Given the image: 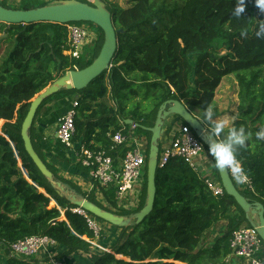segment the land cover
<instances>
[{
	"label": "trees",
	"instance_id": "1",
	"mask_svg": "<svg viewBox=\"0 0 264 264\" xmlns=\"http://www.w3.org/2000/svg\"><path fill=\"white\" fill-rule=\"evenodd\" d=\"M41 1L21 0L13 9L53 3ZM78 1L91 4L90 0ZM101 1L115 29L123 30L116 36L110 69L82 90L60 88L45 98L28 130L34 151L52 174L51 180L40 173L25 151L22 122L37 94L74 66L83 69L91 64L102 46L103 33L88 23V28L97 32V39L80 57L72 58L64 54L69 23L0 22V249L9 253L12 243L46 235L63 249L64 256L77 251L89 253L86 264H223L232 231L250 227V223L231 196L225 192L212 195L200 173L177 157L157 165L151 212L140 222L133 220L128 227L119 228L108 251L91 253V241L96 237L84 217L70 211L76 207L71 197L87 199L103 210L128 217L146 203V170L135 209L119 205L113 186L82 192L46 162L44 151L50 150L68 162L67 149L57 138L41 140L35 134V123L40 113L49 114L45 124L58 122L76 101L73 143L103 149L113 157L114 153L121 156L128 147L112 149L110 136L129 129L130 124L120 119H130L137 125L134 132L148 135L147 162L151 133L141 126L154 125L159 106L167 99H178L202 111L213 105L222 79L233 76L237 105L230 124L251 133L236 157L254 191L240 193L249 202L264 206V140L255 136L264 127V39L253 33L255 19H264V13L255 6V0H245L242 17L233 15L237 0H128L126 7ZM243 31L247 36L241 35ZM2 43L7 46L5 50ZM213 165L220 183L215 162ZM52 200L54 206L50 205ZM221 220L227 222L225 234L204 247V233ZM261 257L264 259V250ZM31 258L9 254L7 264H37Z\"/></svg>",
	"mask_w": 264,
	"mask_h": 264
},
{
	"label": "built area",
	"instance_id": "2",
	"mask_svg": "<svg viewBox=\"0 0 264 264\" xmlns=\"http://www.w3.org/2000/svg\"><path fill=\"white\" fill-rule=\"evenodd\" d=\"M90 36H92L91 31L80 22L69 23L68 42L64 54L72 58L80 57L82 49ZM75 69L77 68L74 66ZM76 104V101H73L71 109L59 120L56 138L67 150L74 153L75 160L90 177L92 183L89 191L96 187L113 186L115 188V199L119 205L123 208L135 209L138 206L137 203H139L136 188L140 186L144 169H146L145 152L140 148L137 138L133 134L136 125L131 124L125 132L119 130L110 136L112 149L119 146L128 147L120 162L115 163L113 157L103 149H92L82 144L75 145L73 143ZM204 149L202 142L190 127L181 124L173 138L163 147H160L157 165L162 166L170 158L177 157L183 159L196 170L195 161ZM237 161L241 166L240 161ZM228 174L236 188L238 186L244 192L254 191L253 183L245 173L242 182H238L231 172H228ZM203 178L207 189L212 195L218 197L224 194V190L218 181H213L209 176ZM70 211L83 216L88 227L93 230L95 237L98 238L102 228L97 219L80 207L70 208ZM54 245H56V242L46 235H33L12 243L9 246V253L16 257L31 258L41 251H47L49 247ZM229 249L231 256L233 255L246 264H264V259L261 257L264 250L262 240L252 227H240L233 230L229 238Z\"/></svg>",
	"mask_w": 264,
	"mask_h": 264
},
{
	"label": "water",
	"instance_id": "3",
	"mask_svg": "<svg viewBox=\"0 0 264 264\" xmlns=\"http://www.w3.org/2000/svg\"><path fill=\"white\" fill-rule=\"evenodd\" d=\"M0 22L8 24H29L39 22L67 24L86 22L96 25L103 33L102 46L97 57L91 62V64L83 69L67 71L63 76L56 79L47 88L37 94L31 101L27 114L22 122L20 135L24 149L40 173L47 179L51 180V172L34 151L28 135V130L33 123L36 111L45 98L57 92L60 88L82 90L103 72L108 71L117 47L116 36L118 33H122L123 30L115 29L111 14L105 8L104 3L101 0H92L91 4L78 0H60L56 3L26 10L6 8L0 5ZM190 114L193 115L180 100L167 99L159 106L154 125L152 127L141 126V128L151 133V137L146 162L147 199L145 205L139 211L132 213L128 217H124L103 210L84 198L71 197V202L76 207L82 208L94 217L118 228L128 227L133 220L136 223L140 222L151 212L153 207L155 196V172L159 151L158 140L163 121L170 115L178 116L190 127L196 137L208 147V141L204 136L203 125L190 118ZM125 123L135 124L134 121L130 119H125ZM217 170L220 178V185L224 192L228 196H231L244 211L246 218L250 223V227L256 231L264 245V206L259 202H249V200L236 188L228 172H222L219 169Z\"/></svg>",
	"mask_w": 264,
	"mask_h": 264
},
{
	"label": "crops",
	"instance_id": "4",
	"mask_svg": "<svg viewBox=\"0 0 264 264\" xmlns=\"http://www.w3.org/2000/svg\"><path fill=\"white\" fill-rule=\"evenodd\" d=\"M2 3L8 7L11 8H18L20 5L21 0H1ZM8 4V5H7ZM89 29V28H88ZM89 31H94V28H90ZM94 32L92 36L87 40L86 44L83 47V51L85 48H87L90 45H93L95 42V39L97 37V32ZM137 101V100H136ZM182 102V101H181ZM186 108L194 115L198 116L200 114L199 111H194L192 107H189L185 105ZM213 106V105H212ZM72 107V104L68 109L65 110L64 114L69 111ZM215 110L216 118L217 119H226L229 121V123L232 122L233 117L230 116L229 113H225L224 111ZM63 114V115H64ZM233 114V113H232ZM49 114L43 115L40 113L39 120L35 123V134L37 136H40L41 140L46 141H54L56 140V130L59 123V120L61 118H58V122H54L52 124H45L44 121L48 118ZM122 123H125V120L120 119ZM120 123V122H119ZM126 124V123H125ZM183 124V121L176 115H170L168 116L161 126L160 130V147H163L170 139L173 138L175 132L179 128V126ZM3 125V121L0 120V130ZM131 125V124H130ZM124 128V127H123ZM125 132V128H124ZM136 138L137 142L140 145V148L143 150L141 144H145L146 140L144 139V135L136 133V131L133 133ZM66 151V157L68 158V162L62 161L58 159L55 156V153L50 151H44L45 160L47 163L51 164L57 174L59 176H62L66 178L67 180L71 181L72 183H75L82 192H88L90 185L92 183L90 177L86 173V171L77 163L74 157V153L69 150ZM144 151V150H143ZM43 152V149H42ZM145 152V151H144ZM124 154V153H123ZM123 154L114 153L113 154V160L116 163H119L120 160L123 157ZM196 171L200 173L202 177L209 176L213 181L217 180L215 179V171H214V160L208 155V151L204 149V151L200 154V156L196 159ZM143 184V180L141 181V184L138 188H136V193L138 198H140L141 194V187ZM98 196V194H97ZM55 202L52 200L50 205L54 206ZM139 205V203H137ZM128 206L127 204H124ZM135 207V206H132ZM133 209V208H132ZM100 224V221H99ZM106 224V225H105ZM102 230H105L106 233H104V236L101 237V234L99 235V238H95L93 241H91V250L90 252H99V250L108 251L106 246H108L110 243H113L117 236L120 233V229L114 225L104 223V225H101ZM227 230V222L224 220L218 221L212 228L207 230L203 237H202V245L204 247L211 246L214 244V242L222 237ZM2 251V250H0ZM63 249L58 246L57 244L49 247L47 251H41L39 254L34 256V259L37 264H86L90 261V254L84 253V252H74L69 255H62ZM0 262L7 264L8 259L0 260ZM223 264H246L244 261L234 257L233 255H230V252L224 257Z\"/></svg>",
	"mask_w": 264,
	"mask_h": 264
},
{
	"label": "clouds",
	"instance_id": "5",
	"mask_svg": "<svg viewBox=\"0 0 264 264\" xmlns=\"http://www.w3.org/2000/svg\"><path fill=\"white\" fill-rule=\"evenodd\" d=\"M255 6L264 13V0H255ZM245 11V0H237L233 15L242 17ZM253 33L256 38L264 39V19H255ZM247 36V32H241ZM190 118L203 125L204 136L208 141V155L213 158L215 167L222 172H231L238 182L244 179L243 169L237 161V151L246 145L251 133L246 132L243 126L237 127L226 119H217L213 106L203 108L198 116L190 114ZM255 136L264 140V127H261Z\"/></svg>",
	"mask_w": 264,
	"mask_h": 264
},
{
	"label": "rangeland",
	"instance_id": "6",
	"mask_svg": "<svg viewBox=\"0 0 264 264\" xmlns=\"http://www.w3.org/2000/svg\"><path fill=\"white\" fill-rule=\"evenodd\" d=\"M42 1H44L45 3H51V2H53V3H56L54 0H42ZM41 1V3H44V2H42ZM108 2H109V5L110 6H115V7H126V6H128L129 5V2H128V0H107ZM57 2H59V1H57ZM0 3H2V1L0 0ZM5 4V3H4ZM8 5V4H7ZM8 6H10V5H8ZM81 24H83L84 26H86L87 28H88V26H89V24L88 23H86V22H80ZM95 30V29H94ZM93 32L94 31H92V34H93ZM96 32V31H95ZM95 32H94V35H95ZM2 35L0 34V37H1ZM96 39H97V37H96ZM95 39V40H96ZM6 44L5 43H2L1 44V48L3 49V50H5L6 49ZM82 52H83V49H82ZM82 54V53H81ZM236 90H237V86H236V81H235V79H234V77L233 76H227V77H224L223 79H222V82H221V84L219 85V87L217 88V90H216V92H215V97H214V103H213V108L214 109H217V111H220V110H222V111H224L225 113H229L230 114V116H234L235 114H236V105H237V97H236ZM193 110L194 111H199V110H197V109H195V108H193ZM200 113H201V110L199 111ZM233 113V114H232ZM1 131V130H0ZM138 134H142V133H140L139 131H136ZM142 135H144L143 137H144V139L146 140V143L145 144H141V146H142V148H143V150L145 151V153H146V151H147V142H148V135H146V134H142ZM149 145V144H148ZM145 170L146 169H144V172H145ZM23 171V170H22ZM23 173H25L24 171H23ZM142 180L144 181V175H143V178H142ZM237 188L240 190V191H242L238 186H237ZM90 191H88V192H86V193H89ZM243 192V191H242ZM96 197L98 198V199H100V196H99V194H98V196L96 195ZM102 200V199H101ZM129 200V199H128ZM134 209V208H133ZM90 214V213H89ZM91 215V214H90ZM92 217H93V215H91ZM95 218V217H94ZM104 223H106V222H104V221H101L100 220V224L101 225H104ZM106 225V224H105ZM104 233H106L105 232V230H101V232H100V234H101V237L100 238H102V236L103 237H105L104 236ZM112 243H110L108 246H106V247H109L110 245H111ZM1 250V249H0ZM107 250H109L108 248H107ZM9 254L10 253H7V252H5V251H0V260H5L6 258H8V256H9ZM33 261L35 260L34 259V257L33 258H31ZM180 264H182V263H180Z\"/></svg>",
	"mask_w": 264,
	"mask_h": 264
}]
</instances>
